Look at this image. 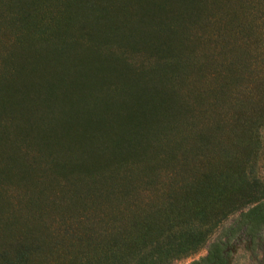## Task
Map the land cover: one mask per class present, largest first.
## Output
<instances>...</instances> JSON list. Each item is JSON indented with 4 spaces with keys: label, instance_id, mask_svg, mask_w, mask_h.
<instances>
[{
    "label": "rangeland",
    "instance_id": "374dc122",
    "mask_svg": "<svg viewBox=\"0 0 264 264\" xmlns=\"http://www.w3.org/2000/svg\"><path fill=\"white\" fill-rule=\"evenodd\" d=\"M150 86L174 107L128 138L111 106ZM257 198L264 0H0V264H186ZM224 254L264 264V224Z\"/></svg>",
    "mask_w": 264,
    "mask_h": 264
},
{
    "label": "trees",
    "instance_id": "16d2710c",
    "mask_svg": "<svg viewBox=\"0 0 264 264\" xmlns=\"http://www.w3.org/2000/svg\"><path fill=\"white\" fill-rule=\"evenodd\" d=\"M95 19H99L100 17H94ZM59 29V28H57ZM63 47L60 45L58 49H62ZM51 55L58 54L57 51L49 50ZM43 52V50H42ZM45 52L43 55H40L36 58L39 63L35 64L37 68L43 69L48 71L46 74L38 73L40 80L38 81L39 87L41 88V92L43 96H49L54 87L55 81L58 77L62 78L63 74L66 70H57L58 68H53L49 64L51 62L46 61ZM54 53V54H53ZM55 55V56H56ZM44 58H43V57ZM54 57V56H53ZM56 58V57H55ZM57 59L60 57L57 56ZM62 59V58H61ZM42 62H46V64H42ZM66 73V72H65ZM23 88H25V84H22ZM71 94V90L69 92L67 90L64 91L63 95L61 94V101L63 103L66 102V99ZM125 94L119 99V101L111 106L115 107V110L126 113V118H120L117 116V123L119 122H126L127 125H130L126 131V134L129 137H132L134 134L137 136L140 133V126L142 123L146 124L148 122H153L158 120V116L164 113L166 110H170L174 107L173 99H172V92L166 88H158L157 86H150L145 89L142 87L141 89H131L124 92ZM41 94V93H40ZM40 96V95H38ZM52 97V96H51ZM42 106H46V104H42ZM109 107V108H111ZM168 113V112H165ZM119 113H117L118 115ZM108 118V117H106ZM102 122L105 124V120L103 119ZM118 126H113L114 129L106 130V133H101L100 135H107L109 136L115 130H117ZM83 136H88L87 132L83 134ZM111 141H121L119 140L118 136L114 133L110 136ZM117 144L116 146H118ZM121 152H117L114 157L108 160V163H112L110 161L119 160L114 159L116 155L120 154ZM106 166V164L104 165ZM252 203L250 206H247L245 210L239 211L238 215L236 216L234 223L222 227L217 235V237L210 242L206 247V253L202 256H199L197 259H193L186 264H225V254L224 249L226 246V240H229L231 236H234L239 230H241L244 234H246L250 240H254V237L259 232L260 228L264 224V200L261 198L254 199L249 201ZM244 206V205H242ZM242 206L238 207L240 209ZM236 209V210H237ZM200 234V232H193L192 234ZM190 245V249L186 251L183 256H187L195 252L202 244L203 238H194L188 241ZM168 258L167 255H157L150 259V264H166L163 260ZM167 260V259H166Z\"/></svg>",
    "mask_w": 264,
    "mask_h": 264
}]
</instances>
